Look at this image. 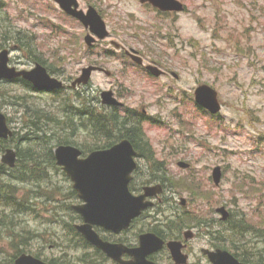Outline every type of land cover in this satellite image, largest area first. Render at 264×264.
Returning a JSON list of instances; mask_svg holds the SVG:
<instances>
[{
	"label": "rangeland",
	"instance_id": "rangeland-1",
	"mask_svg": "<svg viewBox=\"0 0 264 264\" xmlns=\"http://www.w3.org/2000/svg\"><path fill=\"white\" fill-rule=\"evenodd\" d=\"M180 1L184 11L163 13L139 0H79L83 9L94 6L110 31V37L89 48L88 30L53 0H0V51L9 49L12 65L19 68L42 63L66 85L50 92L0 82V110L16 132L0 140V162L6 149L14 148L22 151L18 163L39 165L29 181L19 180V167L7 165L2 179L14 185L16 196L28 199V210L0 206L13 226L0 227V264H10L14 246L28 236L23 253L51 264H105L73 227L78 222L70 209L76 198L73 182L55 157L64 138L87 154L96 148L101 137L86 128L90 116L81 115V109L112 115L101 102L104 90H113L129 109L147 110L144 139L153 157L164 161L158 172L167 183L160 204L164 221L177 224L186 214L213 223L185 225L195 233L188 241L189 264H210L202 249L215 246L264 264V0ZM112 41L142 52L145 64L162 63L179 77L148 75ZM91 64L103 65L112 75L94 72L87 86L73 88V80ZM202 84L218 91L222 108L217 115L196 102L195 90ZM116 113L121 119L126 115L125 110ZM38 118L41 131L33 124ZM26 149L37 160L25 155ZM181 161L190 168H181ZM139 163L147 174L149 165ZM217 166L223 172L219 185L213 180ZM221 207L231 212L229 220H222ZM232 223L240 231H233ZM141 225L152 227L148 219ZM13 233L22 239L14 240ZM161 257V264H172L167 253Z\"/></svg>",
	"mask_w": 264,
	"mask_h": 264
},
{
	"label": "water",
	"instance_id": "water-1",
	"mask_svg": "<svg viewBox=\"0 0 264 264\" xmlns=\"http://www.w3.org/2000/svg\"><path fill=\"white\" fill-rule=\"evenodd\" d=\"M60 7L71 16L81 21L90 33L86 35V44L92 46L96 41L106 39L110 32L106 21L98 10L91 6L87 12L80 9L78 0H55ZM152 5L161 11L182 12L185 5L180 0H149ZM127 53L134 62L144 64V59L136 49L128 50ZM9 51L7 49L0 53V80H12L23 78L30 82L36 89L57 91L64 88L65 83L61 79L54 77L41 63H37L31 70H18L10 67ZM147 68L155 76H160L162 71L156 65H148ZM104 71L110 75V71L97 65H90L82 70L81 75L72 82L76 88L81 85H88L92 80L93 72ZM178 77L177 74H174ZM195 99L199 106L208 110L212 115H217L222 105L218 97V91L208 84H202L195 90ZM101 102L108 106H123L112 90L101 92ZM14 130L10 127L8 117L0 110V139H9L14 136ZM132 143L128 139H123L118 144L109 149L95 150L83 157L82 150L72 144H60L55 149L57 164L62 167L65 174L73 182L74 188L79 192V197L84 203L75 206L84 224L77 225V229L83 236L98 248L102 249L109 256L120 261L122 264H157L148 259V256L164 246L163 240L153 233H145L141 236L140 246L134 249L124 248L118 244H111L104 241L95 231L94 225L105 227L106 229L119 232L128 228L132 220L142 214L144 210L154 203L146 200L147 197L157 196L162 192V186H150L146 188L144 194L134 196L129 189L132 174L136 169V156ZM17 151L14 148H7L2 156V162L9 167L17 164ZM179 166L186 169L189 163L179 162ZM223 176L222 168L215 167L213 179L216 185L221 183ZM182 205H186L185 199ZM222 214V220H227L230 212L226 207L217 209ZM194 236L192 230L186 231V239ZM174 260L178 264H187L188 255H184L179 242L168 244ZM127 251L133 256V260L122 261L121 254ZM212 264H250L241 262L228 250L224 249H204ZM14 264H48L46 261L29 253L19 255Z\"/></svg>",
	"mask_w": 264,
	"mask_h": 264
},
{
	"label": "flooded vegetation",
	"instance_id": "flooded-vegetation-1",
	"mask_svg": "<svg viewBox=\"0 0 264 264\" xmlns=\"http://www.w3.org/2000/svg\"><path fill=\"white\" fill-rule=\"evenodd\" d=\"M53 1L56 2L55 0H53ZM139 1L144 6H148V7L155 8L149 0H139ZM78 2H79V0H78ZM79 6H80V9L81 10H83L84 12H87L92 5H89L88 9H83L81 7V3L79 2ZM155 9L156 10H159L157 8H155ZM161 12H163V13H171L173 11H169V12L161 11ZM66 14L69 15V16H71L68 13H66ZM169 15H171V14H169ZM75 19L77 21H79L77 18H75ZM79 22L82 23L81 21H79ZM82 25L85 27V25L83 23H82ZM85 29L88 30V33L87 34H89L90 33V29L89 28H86V27H85ZM108 37H110V35ZM103 40H105V39H103ZM97 43H95L92 46H88V47L89 48H94V46ZM111 43L114 45V47L116 49L122 50L123 51L122 54L125 57L131 59L134 62V60L132 59V57L127 53L128 49H125L124 46L120 45L119 43H117L115 41H112ZM5 49H7V48H3L0 51V53L3 50H5ZM7 50L9 51V62H8V64H9L10 67H15L18 70H31V69H33L36 66L37 63H39V62H37L35 64V66L33 68H30V69L19 68V67L15 66V65H12L11 56H10V50L9 49H7ZM129 50H133V48H131ZM138 53L140 54V56L143 57L144 64H138L136 62H134V63L137 64V65H139V66H141L143 68V70H145L148 75H150L152 77H155V78H158V79H160V78H167L170 75L176 77L174 74H177V73L176 72H173V71H170L168 69V67H166L162 63L153 62V63L145 64V57H144L143 53L140 52V51H138ZM91 65L101 66V67H103V68L106 69V67H104L101 64H91ZM148 65H156V66H158L161 69V71H162L161 75L160 76L153 75L152 72L147 68ZM88 66H90V65H88ZM106 70H108V69H106ZM108 71H110V70H108ZM96 72H103V73H105L104 71H100V70H97ZM110 73L111 74L108 75V76H111L112 75V72L111 71H110ZM178 77H179V75H178ZM178 77H176V78H178ZM77 78H75L74 80H76ZM0 82H8V83L22 82V83L31 85L30 82H28L27 80H25L23 78H15V79H12V80L2 79V80H0ZM81 86H83V85H81ZM114 94H115V92H114ZM115 96H116V94H115ZM105 106H107L110 109H112L114 116H117V113L116 112L125 110L126 115L123 118V120L126 122L127 129H134L135 131L138 130L140 133H143L144 132L143 129H142V124H143V121L146 118V114H147V110L146 109L142 108V112H138L135 109H129V108H127L125 106V104L123 106H108V105H105ZM115 113H116V115H115ZM138 127H141V129H142L143 132L140 131L138 129ZM126 132H127V130H126ZM125 133H118L117 134V132H114V137H118L119 138L115 143H113L111 145H107L104 148L94 149V150L90 151L88 154H90L91 152H93L95 150L109 149V148L113 147L114 145L118 144L119 142H121L123 139H128L132 143L135 151L138 153L137 156H136V164H137L136 165V169L134 170V172L132 174V179H131V181L129 183L130 192L134 196H140V195H142V194L145 193L147 187H150V186H158V185H161L163 190L157 196H152V197H147L146 198V200H150L154 204L151 207H149L146 210H144L140 216L134 218L132 220V222L130 223V226L128 228H124V229H121L119 232H115L113 230L106 229L105 227H102V226H99V225H94L93 227H94L95 231L100 235V237L104 241L109 242L111 244H118V245L124 246V248H128V249H134V248L140 246V239H141V236L143 234H145V233H153V234H155L159 239L163 240L164 246L161 249H159L156 252H154L153 254L149 255L148 256V259L154 261L157 264H161L160 263L161 260H162V257L161 256L163 255V253H167L168 254V259H169V261H171L172 264H178L174 260V257L172 255V252H171L168 244L170 242H173V241L174 242H179L181 244L182 253L184 255L187 254L188 257H189L188 263H187V264H189L191 253L189 251V243H188V241L190 239H192L194 236L192 238H190V239H186V231H190L191 230V229H187V230L185 229L184 230V227L186 225V214L182 216L183 217V222H179L177 224L170 223L168 221H164V219L161 216L163 211L160 209V204L164 202L163 196L167 192V183H166V180L165 179H163L161 176L158 175V172H160L161 170H163V168L159 169V167H161V166L164 167V161H162L160 159H156V158L153 157V154L155 152L152 150V147L150 146V143L144 142L142 140V138L139 137V135L138 136H135V138H136L135 140L136 141L134 142V140L131 139L130 137H127V136L124 137ZM112 134L113 133H111V135ZM137 139H139V140H137ZM82 152H83V150H82ZM88 154L83 152V155L82 156L83 157H86V156H88ZM17 157H18L17 158V162H18L19 161V153H18V151H17ZM139 161H144L147 165H149L150 170L147 171V174H145V171L141 168ZM178 165H179V162H178ZM72 194L74 196H76V198L74 200V203H72L70 205V209L73 211V213H75L78 216V222L75 223V225H73V227L77 231V234L81 238V241L83 242V244L87 248H89L92 251H94L95 254H97V255L101 254L103 256L102 258H103L105 264H122L120 261H118V260L114 259L113 257L109 256L102 249L98 248L93 243L89 242L83 236V234L77 229V225L84 224L85 221H84L82 215L79 212H77L74 207L83 204L84 203V200H82L79 197V192L75 188L72 190L71 195ZM230 217H231V212H230L229 218ZM229 218L227 220H229ZM144 219H148L151 222V225H149V226H152V227H149L148 230H146V226H142L141 225V223L143 222ZM227 220H223V221H227ZM176 232H178V233L176 234ZM193 233H194V231H193ZM194 235H195V233H194ZM204 249H211V250L224 249V250H228L226 248H222V247H218V246H215L213 248H203L202 249V252H203L204 255H206L204 253V251H203ZM228 251L230 253H232L230 250H228ZM232 254L236 258H238V256L236 254H234V253H232ZM206 257L209 259L208 255H206ZM121 259H122V261L133 260V256L129 252L124 251L121 254ZM238 259L241 262H245V261H243L240 258H238ZM209 261H210V259H209ZM55 262L56 261H53L52 264H56ZM47 263L48 264H51L49 262H47ZM245 263H249V262H245ZM210 264H212L211 261H210Z\"/></svg>",
	"mask_w": 264,
	"mask_h": 264
},
{
	"label": "trees",
	"instance_id": "trees-1",
	"mask_svg": "<svg viewBox=\"0 0 264 264\" xmlns=\"http://www.w3.org/2000/svg\"><path fill=\"white\" fill-rule=\"evenodd\" d=\"M96 109L94 111V113H87L85 112L84 110L81 109V112L82 114L81 115H84V116H90V119H86V123L84 124L86 126V128L89 127V129H93L95 131V134L98 136V137H101V139L97 142H95L94 144L96 146V148L94 149H97V148H104L105 146L107 145H111L113 143H115L119 138L118 137H114V132H117L118 133H125L126 130L127 132L125 133L124 137H130L131 139L134 140V142L136 141L135 139V136H138L142 138V140L144 142H147L145 139H144V135L143 133H140L138 130L135 131L134 129H127L126 127V122L121 119L120 116H114V114L112 115H108V116H104L102 114H98L96 113ZM116 115V113H115ZM46 121L47 122H50V121H55V120H52V118H49V117H45ZM33 124L35 126H37L39 129V131H41V127H39V118L36 119V121L33 122ZM69 126V125H67ZM138 129L140 131H142L141 127H138ZM139 132V133H138ZM143 132V131H142ZM111 133H113L111 135ZM45 138H46V142L48 143L49 140L51 139L50 137H47V135H45ZM139 140V139H137ZM2 143V141H1ZM61 143H64V144H71L70 141H68V139L64 138L62 139ZM0 147H2V144H0ZM92 149V150H94ZM90 150V151H92ZM29 151V149H26V151H24V154L27 155L28 154V157L29 158H32L33 160H37L36 159V156L35 154L32 152V150H30V152H27ZM21 152L22 151H19V155H21ZM54 156V155H52ZM32 161V160H31ZM20 169V173L22 174L20 176V179L19 180H23V181H29L30 178L32 176H34L35 174L37 175V171H39V165H34V166H30L28 164H20L17 162V166L15 168H18ZM38 168V170H36ZM161 167H159V169H161ZM14 169V168H13ZM7 172H8V167L7 165L3 164L0 162V206H4V207H7V208H12L14 211L18 210V212H22L24 210H28V199L23 197V198H19L18 195L16 196V192L18 193V190L15 189L14 185L12 184H9L8 182H4V180L2 179L5 175H7ZM30 198V196H29ZM181 218V217H180ZM8 217L5 216L4 214L0 213V227H9V228H12V222L8 221L7 220ZM196 221V218L194 217H190L189 219V216L186 217V226L187 225H192L195 221ZM181 221L183 222V217L181 218ZM197 224L200 226H209L213 223L211 222H208V221H196ZM232 230L233 231H240L238 225L236 223H232ZM21 234H16V233H13L12 234V237L14 238V240L18 237V238H21ZM32 238V236H28L26 237L25 240H21L22 242L20 243H17L15 246H14V253L12 255V259L10 261V264H14V260L15 258L20 255L21 253H23V250H22V244L25 243V242H28L26 240H28ZM22 239V238H21ZM221 242V240H220ZM237 254V253H236ZM240 253H238L237 255H239ZM241 257V259L245 262H250V258L247 257L246 254H242V255H239ZM258 262V261H257Z\"/></svg>",
	"mask_w": 264,
	"mask_h": 264
}]
</instances>
